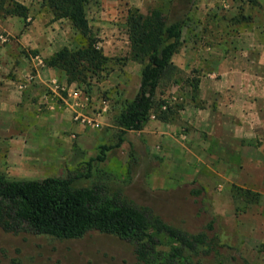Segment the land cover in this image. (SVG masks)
Returning <instances> with one entry per match:
<instances>
[{"label":"rangeland","instance_id":"374dc122","mask_svg":"<svg viewBox=\"0 0 264 264\" xmlns=\"http://www.w3.org/2000/svg\"><path fill=\"white\" fill-rule=\"evenodd\" d=\"M16 1L28 7L26 19L6 12L10 0H0V45H9L5 52L15 58L16 64L21 56L44 63L51 51L64 46L76 49L82 45L83 38L71 22L66 18H53L45 0ZM93 3L94 0L86 3L85 13L96 46L107 56L104 69L88 75L87 81L80 83H69L66 74L58 69L62 77L52 80V88L47 92V96L61 108L69 109L73 122L89 131L88 149L84 147V153L74 152L52 173L67 176L74 175L77 170L84 171L83 162L96 154L99 143L116 141V116L125 101L132 98L142 68L139 61L129 56L127 19L130 13L147 14L157 6L164 14L169 9L176 11L177 15L186 12L181 44L174 54L171 68L157 88L148 122L141 130L127 132L126 140L110 150L104 162L93 163L90 177L76 179L75 183L90 185L94 181H104L111 186H121L136 202L150 206L164 219L190 230L199 229L212 220L222 241L235 247L237 255L249 264H264V227H256L254 223L256 211L259 215L264 213V208L260 207L264 196L237 185L233 177L227 175L226 168L222 169L221 158L208 159L206 136L197 133L192 138L186 137L185 131L189 128L182 115L189 103L199 104L196 98L199 79L195 72L199 62L192 64L189 73L181 66L192 52L195 57L203 53L205 58L213 57L214 62L217 57L232 55L245 59L253 51H259L258 47L251 46H256L253 42H264V0H122L123 8L114 24L118 27L117 36L127 40L128 44L123 45H128V49L123 51L124 47H121V52L113 50L111 54L104 52V38L99 33V26L94 24ZM40 25L49 28L52 46L42 52L40 48L22 45L29 28ZM191 41L197 44L200 41L199 44L204 45L190 47ZM240 67L244 65L240 64ZM27 70L19 79L21 87L34 81L35 67L30 66ZM30 75L33 77L29 79ZM72 88L88 97L84 114L95 119L97 125L74 118L67 105L72 100L68 89ZM5 167L6 159L0 148V172L6 173ZM199 187L204 193H190V189ZM236 187L248 189L250 194L238 196ZM133 261L131 246L111 234L90 231L80 238L68 239L25 232L9 233L0 229V264H132ZM204 264L218 263L208 258Z\"/></svg>","mask_w":264,"mask_h":264},{"label":"trees","instance_id":"16d2710c","mask_svg":"<svg viewBox=\"0 0 264 264\" xmlns=\"http://www.w3.org/2000/svg\"><path fill=\"white\" fill-rule=\"evenodd\" d=\"M90 0H45L53 18H66L83 38L76 49L61 47L44 58L47 66L66 74L67 81L86 82L90 74L104 69L107 56L96 46L85 5ZM6 12L28 16V7L10 0ZM186 12L163 13L160 6L149 13H130L127 19L129 56L142 64L135 95L125 101L115 119L117 128L112 143H99L96 154L74 175L41 178L13 177L0 172V229L9 233L43 234L58 238H80L90 231L111 234L132 248V264H204L212 258L218 264H249L236 248L224 243L209 220L190 230L174 224L150 206L136 202L121 186L104 181L77 185L76 179L88 178L93 163L104 162L107 153L126 140L129 131L141 130L148 122L160 81L172 66L179 49ZM238 196L250 190L235 188ZM193 195L202 187L190 189ZM255 196V195H254ZM257 196V194H256ZM202 210V209H201Z\"/></svg>","mask_w":264,"mask_h":264},{"label":"crops","instance_id":"0c3cea01","mask_svg":"<svg viewBox=\"0 0 264 264\" xmlns=\"http://www.w3.org/2000/svg\"><path fill=\"white\" fill-rule=\"evenodd\" d=\"M121 1L94 0L93 3L94 24L99 26L104 38L106 54L113 50L121 52V47L123 51L128 49V45H123L128 44L127 40L117 36L118 27L114 24L123 8ZM43 27L31 26L22 45L40 48L41 52L49 49V28ZM199 43L191 41L189 46L204 45ZM253 44L256 46L251 48L260 50L245 59L233 55L217 57L214 65L213 57L205 58L204 53L195 57L192 52L183 60L181 66L187 73L192 64L199 62L197 76L193 72L199 79L196 95L199 104L189 103L182 118L187 120L184 121L189 128L185 131L187 138L197 133L206 136L209 160L221 158L222 169L226 168L227 175L237 185L264 196V42ZM6 47L9 45H0V148L6 159L5 172L13 177L54 175L52 171L62 167L74 152L84 153L89 131L71 120L69 109L61 108L47 96L52 88L50 82L61 79V72L42 60L22 56L16 64L15 58L5 52ZM30 66L35 67L34 81L21 87L19 79ZM260 204L264 208V201ZM256 212L255 226L264 227V213Z\"/></svg>","mask_w":264,"mask_h":264},{"label":"built area","instance_id":"2783aa9c","mask_svg":"<svg viewBox=\"0 0 264 264\" xmlns=\"http://www.w3.org/2000/svg\"><path fill=\"white\" fill-rule=\"evenodd\" d=\"M32 77L33 76L30 75L29 79ZM56 88L58 87L56 86ZM68 91H69L68 95L72 96V100L69 103H67V105L69 106L71 111L74 113V118L76 120L81 121L82 123H85V122L92 123L93 122V125H97V123H95L96 121L95 119H91L84 114V109L89 103L88 97L86 95L84 96V93H82L78 89L73 88V89H68Z\"/></svg>","mask_w":264,"mask_h":264}]
</instances>
